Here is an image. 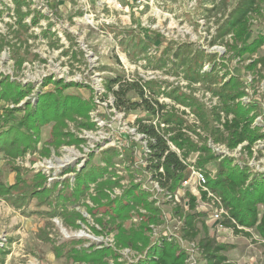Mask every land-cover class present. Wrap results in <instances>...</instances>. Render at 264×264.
I'll return each mask as SVG.
<instances>
[{
	"label": "rangeland",
	"instance_id": "rangeland-1",
	"mask_svg": "<svg viewBox=\"0 0 264 264\" xmlns=\"http://www.w3.org/2000/svg\"><path fill=\"white\" fill-rule=\"evenodd\" d=\"M154 1L153 6H150L141 5L135 0H117L127 9L125 12L118 8L114 0H30V6H22L23 19L18 21L16 3L13 0H0V81L9 77L31 88V92L18 104L0 102V105L24 108L27 102L34 104L41 92L51 90L59 80L72 85L65 92L76 93L84 100L92 101L86 118L77 116L67 121L65 131L69 132L71 136L68 138L73 142L62 143L55 148L51 122L42 127L35 150L27 151L11 162L0 154L1 182L10 186L15 183L17 173L27 180L40 173L46 178V187L58 186L49 199L60 193L62 198L73 201L79 196L71 188L62 189L64 184L66 186L65 182L70 180L73 184L78 171L89 163L100 162L103 152L116 147L122 153L120 160L123 162L116 163L117 173L124 184L122 189L136 184L155 190L142 168L140 158L144 144L128 128L133 115L124 117L108 109L100 99V95L106 91L97 89L102 74L115 69L121 72V57L125 58L126 64L133 65L145 60L144 65L153 66L156 56L161 54L160 62L165 63L164 66L142 68L145 71L160 69L163 72V77L156 82L164 90L178 92L177 99L170 95L163 101L168 104L169 110L184 117L198 133H202L201 121L192 112L193 102L198 101L199 105L211 108L217 104V98L204 86L190 84L182 75L168 73L166 70L173 64L169 57L176 59L174 52L177 54L180 48L186 50V55L204 50L218 54V60L224 57L226 67H223V71L230 70L239 76L245 86L248 85V95L241 100L256 103L258 112L254 124L259 125L264 132V64L259 63L254 69H247L253 60L264 57V45L250 56L233 57V51L229 49L234 44L232 34L212 43L218 28L243 0ZM251 19L250 32L246 36L248 42L264 35V0H259V10ZM23 24H27L28 28L24 29ZM143 46L147 47V51L150 50L145 51ZM118 51L120 56L116 54ZM208 67L206 62L204 70ZM137 72L135 69V76ZM23 111H18L16 118ZM87 121L92 122V126L83 124ZM192 137L201 140L196 133ZM208 141L217 146L220 152L238 161H246L255 170L264 172V139L253 145L252 156L242 149L244 144L229 150L225 145ZM45 149L49 150L48 154L44 153ZM13 168L19 169V172ZM191 176L189 183L178 191L176 202L184 213H188L190 196L197 198L195 210L202 213V218L197 221L201 232L199 238L207 235L217 244H227L229 249L224 254L232 264H264L262 237L254 229L238 227V231H235L225 226L222 220L227 215L220 212L217 203L202 198V187L197 176ZM93 188L84 199L72 203L68 208L81 213L86 220L84 223L75 221L74 216L51 215L52 207L46 203L47 200L31 197L27 204H16L8 197L0 196V264H85L69 257L70 250L81 246L101 247L102 244L114 247V233L97 235L92 232L91 227L98 224L86 206L93 205L88 195L94 192ZM122 189L116 188L118 194L122 193ZM15 194L13 192L11 197ZM154 198H158L156 205L162 208L163 220L152 225L153 234L157 236L164 233L169 238H175L188 255L187 264H203V254L198 246L182 239V219L172 213L173 204L167 203L168 199L162 193H155ZM216 213H220L219 218L215 217ZM140 214H131L126 225H138ZM121 253L122 262L132 260L135 256L129 249Z\"/></svg>",
	"mask_w": 264,
	"mask_h": 264
},
{
	"label": "trees",
	"instance_id": "trees-1",
	"mask_svg": "<svg viewBox=\"0 0 264 264\" xmlns=\"http://www.w3.org/2000/svg\"><path fill=\"white\" fill-rule=\"evenodd\" d=\"M13 1L17 5V20L21 21L24 15L22 6H30L31 2ZM258 10L259 0H243L218 28L212 43L232 34L234 44L229 49L233 51V57L257 53L264 45V35H259L252 42H248L246 36L250 32L252 15ZM36 21L34 18V22ZM22 27L27 29L28 25L23 24ZM142 49L147 51L146 46ZM174 57L176 59L169 57L173 64L166 70L168 73L182 75L190 84L204 86L205 90L217 98V104L211 108L199 105L198 101L192 104V112L201 121L202 133H198L184 117L178 116L176 111L169 110L165 103L159 101L160 98L170 95L177 99L178 92H169L158 82H145L137 76L130 81L116 69L114 76L105 77V86L114 96L115 108L137 114L132 125L138 133L144 135L149 150L142 153L141 158L145 163L142 168L147 174L148 182H157L161 191H151L136 184L122 189L124 184L117 173L116 163L123 160H120L122 153L116 147L103 152L100 162L91 160L92 163L78 171L73 184L70 180L65 182L66 186L64 184L62 189L71 188L79 196L73 201L62 198L60 193L49 199L58 186L46 187V178L40 173L31 180L17 173L15 183L10 186L0 181V196L8 197L13 203L27 204L31 197L47 200L46 203L52 207L51 215L74 216L75 221L82 223L86 221L85 217L68 208L72 203L84 199L91 187H94V192L88 194L93 205L86 206L98 224L91 227L92 232L97 235L114 233L115 246L102 244L101 247L93 245L73 248L68 256L75 262L187 264L188 255L175 238H169L164 233L157 236L153 234L152 225L163 220L162 208L156 205L158 198H154V195L162 193L168 199L167 203L173 204L172 213L182 219V239L198 246L203 254V264H232L224 254L229 249L227 244H217L207 235L199 238L201 232L197 221L202 218V213L195 210L197 198L190 196L188 213H184L176 202L178 191L183 182L191 177L193 170L202 172L204 186L220 199L227 211L228 216L222 220L225 226L235 231H238V227L254 229L264 240V172L255 170L246 161H238L233 156L217 151L208 141L225 145L229 150L244 144L242 149L249 156L253 155L252 147L258 140L264 139V132L259 125L254 124L258 112L256 103L241 100L248 95V85L245 86L239 76L232 74L230 70L223 71L226 62L224 57L218 60L216 53L199 50L193 55H186V50L180 48L177 54L174 52ZM161 60L159 54L153 67L164 66L165 63L161 64ZM206 62L209 69L204 70ZM259 63L264 64V57L253 60L247 69H254ZM70 87L72 85L59 80L51 90L41 92L34 104L27 102L24 108L0 105V154L11 162L25 155L27 151L35 150L40 141L42 127L51 122L52 143L55 148L62 143L73 142L68 138L69 132L65 131L67 121L77 116L86 118L92 101L84 100L79 94L65 92ZM30 92L29 86L25 87L9 77L0 81V102L3 104H18ZM106 98L107 95L103 97ZM21 110H24L23 114L16 118L15 114ZM83 124L92 126L90 121ZM193 133L199 135L201 140H194ZM48 152V149L44 150L45 154ZM13 170L19 172L17 168ZM115 188L123 191L113 197ZM13 192L16 194L11 197ZM207 194L202 188L201 196L204 200L207 199ZM135 212L141 213L139 224L130 223L127 226L126 222ZM78 242L81 241H76ZM124 249L135 253L132 260L120 261L121 251Z\"/></svg>",
	"mask_w": 264,
	"mask_h": 264
},
{
	"label": "built area",
	"instance_id": "built-area-1",
	"mask_svg": "<svg viewBox=\"0 0 264 264\" xmlns=\"http://www.w3.org/2000/svg\"><path fill=\"white\" fill-rule=\"evenodd\" d=\"M115 2L114 3H116L117 4V6H118V8H122L125 12H127V9H124L123 7H122V5L121 4H119L118 2H117V0H114ZM136 2H140V4L141 5H150V6H153V4L155 3V1L154 0H135ZM112 4H113V2H112ZM108 7L110 8L111 7V5L110 4H108ZM128 19H129V17L128 16H126ZM108 25V24H107ZM157 52V51H156ZM156 52H154L155 54H156ZM117 54V56H120V53H119V51L116 53ZM154 54V55H155ZM127 56V55H126ZM119 59H120V57H119ZM126 60H125V58H122L121 57V59H120V66H119V68L121 69V72H123V74H125L126 75V77L128 78V80H132V79H134L136 76L134 75V71H135V69L138 71L137 73H138V75H137V77H139L140 79H142L143 81H157L158 79H161V77H163L162 76V74H163V72L162 71H160V69H152V70H146L145 71V69H143L144 67L145 68H147V69H150L149 67H153L151 64H147V65H144V63H146V61L145 60H139V62L138 63H134L133 65L132 64H130V63H128L127 62V64H126V62H125ZM142 66H143V68H142ZM147 66V67H146ZM149 66V67H148ZM134 68V69H133ZM142 69V70H141ZM101 76V75H100ZM108 76H114V71H110V72H105V74L103 75L102 74V77H101V83H100V86L97 88L99 91H103L104 90V92L105 93H103V94H101L100 95V99L102 100V103H104V105H106L107 107H108V109H112L115 113H118V114H121V115H124V117L125 116H129L130 114H132L133 115V119L131 120V122H130V125L128 126V128H129V130L132 132V133H134V135H137L138 136V138H140L141 139V141H142V143L144 144V151L143 152H149V150H148V147H147V142H146V140L144 139V135L143 134H140V133H138L137 131H136V127L135 126H133L132 125V123L134 122V120H135V118H136V115L137 114H135V113H126V112H124V111H118L116 108H115V106H114V103H115V100H114V96L110 93V92H108V90H107V88H106V86H105V77H108ZM164 89V88H163ZM98 90H96L97 92H98ZM107 95V98L106 99H103V97L104 96H106ZM166 97H168V96H165V97H162V98H160L159 99V101L160 102H163V103H165L164 101H163V99L164 98H166ZM214 100H215V98H213ZM166 104V103H165ZM167 105V107H169L168 106V104H166ZM131 115V116H132ZM126 118H128V117H126ZM125 122H126V120H125ZM217 151H219V149H218V147L217 146H214V145H212ZM173 149H175V147H172ZM222 153V152H221ZM225 154V153H224ZM141 159V162L143 163V165H145V163L142 161V158H140ZM118 165V164H117ZM117 167V166H116ZM192 174H195L196 176H197V180H198V182H199V185L204 189V190H206L207 191V199L206 200H212L213 202H215V203H217L219 206H220V212L222 213H225L227 216H228V213H227V211L223 208V206H222V203H221V201H220V199L217 197V196H215L213 193H211L208 189H207V187H205L204 186V183H205V179H204V176H203V174H202V172L201 171H197V170H193V173ZM192 177V176H191ZM191 177L189 178V179H187V180H185L184 182H183V185H187L188 183H189V181H190V179H191ZM149 183H151L154 187L153 188H155V190H157L158 192L159 191H161L160 190V188H159V185H158V183L157 182H149ZM182 185V186H183ZM119 194H121V193H119ZM118 194V192H117V190H116V188L114 189V193L112 194V196L114 197V196H116V195H119ZM198 206V205H197ZM215 217L216 218H219L220 217V213H216L215 214Z\"/></svg>",
	"mask_w": 264,
	"mask_h": 264
}]
</instances>
